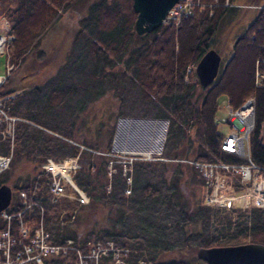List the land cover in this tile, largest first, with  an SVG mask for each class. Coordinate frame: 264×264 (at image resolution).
I'll use <instances>...</instances> for the list:
<instances>
[{
	"label": "trees",
	"instance_id": "obj_1",
	"mask_svg": "<svg viewBox=\"0 0 264 264\" xmlns=\"http://www.w3.org/2000/svg\"><path fill=\"white\" fill-rule=\"evenodd\" d=\"M76 1L6 0L0 7L1 17L8 22L4 33L9 37L6 59L11 64V73H7L0 85V95L6 97L10 109L12 97L27 88L41 95L43 84L48 88L41 106L51 109L59 104L64 94L75 92L73 96L79 108L73 113L76 119L68 122L67 129L62 125L63 128L56 129L57 135H48L29 123H17L10 163L0 172V185L8 184L12 190L10 204L5 210L12 213L23 209L20 217L29 224L41 221L51 241L62 242L70 238L74 246L83 249L94 240L110 239L117 246L125 247L126 252L128 250L125 264H206L196 257L198 248L245 242L264 245V207H252L243 213L238 211L229 215L225 210L209 207L201 201L192 203V186L186 183L192 173L197 176L198 173L180 161V158L229 156L218 148L219 132L213 117L216 98L222 94L231 106L239 104L247 95L254 97V122L248 135L249 154L254 161L264 163V88L256 87L252 82L254 60L264 51V0L244 33L233 40L229 56L219 64L212 81L204 86L197 82L193 65L212 48L210 41L218 19L234 7L231 5L233 0H188L192 9L189 15L165 20L143 34H136L133 29L135 12L131 9V0H88L83 11L74 7ZM70 13L76 18L72 23V45L88 56L90 67L100 63L105 78L113 80L111 84L120 79L121 85L122 81L129 83L138 92L140 100L154 108V117L167 120L163 146H172L162 156L179 160L133 161L128 195L122 192L125 183L119 164L114 165V171L108 176L107 156L77 145L109 151L117 114L110 110V116H107L108 110L105 114L90 107L89 100L87 103L83 93H78L76 80L83 73L77 69L71 70V74L75 71L77 76L74 82L62 83L52 76V68L48 74L43 71L44 64L50 63L46 60L49 54L43 47L46 33ZM82 27L86 34L80 33ZM36 68L40 69L41 80L31 87L22 86L20 92L21 88H18L23 84L17 81L19 73L34 74ZM95 75L98 74H91ZM27 117L39 123L41 115L29 111ZM87 127L95 131L89 129L87 132ZM98 131L106 132L104 139L96 137ZM9 151V141L1 139L0 152ZM76 153L79 167L71 179L86 194L87 201L79 204L74 195L71 198L67 193L50 201L46 191L47 174L40 168V162L45 156ZM170 164L174 166H171L168 178ZM21 166H28V171L23 172ZM152 178L157 182L154 183ZM198 180L200 183L199 176ZM20 191H24L27 202H31L26 208ZM67 191L75 193L71 187ZM168 214L173 215L171 223L163 220ZM134 215L136 221L132 222ZM211 219L221 231L203 234ZM17 221V216L11 218L13 227ZM196 222L202 230L192 228ZM4 225L5 220L0 216V228ZM170 227L180 233L173 245L166 240ZM146 232L152 233L153 250L139 244L140 234ZM169 248L177 249L179 255L159 260L158 252ZM73 259L72 249L63 255L43 257L42 264H73Z\"/></svg>",
	"mask_w": 264,
	"mask_h": 264
},
{
	"label": "built area",
	"instance_id": "obj_2",
	"mask_svg": "<svg viewBox=\"0 0 264 264\" xmlns=\"http://www.w3.org/2000/svg\"><path fill=\"white\" fill-rule=\"evenodd\" d=\"M188 0H177L167 10L165 20L178 19L191 13ZM6 26V25H5ZM9 37L0 33V53L7 48ZM8 64L6 61V73ZM4 76H0V85ZM252 82L256 87L264 88V51L254 60ZM6 97L0 95V140L10 138L13 142L15 120L18 118L9 113L10 107L6 103ZM225 117L219 119L220 124L227 126V132L222 133L217 139L218 148L229 154L228 157L212 160L188 159L187 163L197 170L201 179V200L205 205L212 207L232 208L237 211H246L249 208L264 207V163L254 161L249 154L248 135L253 127L254 97L248 95L236 106H231L225 99ZM14 124V125H13ZM79 148H85L95 153L109 156L106 167L109 175L114 171V163L121 166V173L125 175L124 182H130L129 165L132 160L147 157L142 151L125 153L98 151L77 144ZM10 160V154L0 153V172L4 170ZM47 174L46 191L50 201H56L63 196L67 186L72 187L71 175L79 167L77 153L49 159L40 164ZM79 202L87 200L80 195V189H76ZM129 192V187L123 189ZM83 194V193H82ZM22 204L26 208L31 204L25 198L26 193L20 191ZM84 195V194H83ZM23 209L17 212L1 211V217L5 225L0 228V264H42L43 257L51 255H63L73 249V264H98L103 255H108L111 262L108 264H123L118 256L120 250L126 254V248L115 245L111 240H94L87 243L85 248H77L70 238L62 242L51 241L48 232L41 221L30 225L20 217ZM18 217L13 227L11 218Z\"/></svg>",
	"mask_w": 264,
	"mask_h": 264
},
{
	"label": "rangeland",
	"instance_id": "obj_3",
	"mask_svg": "<svg viewBox=\"0 0 264 264\" xmlns=\"http://www.w3.org/2000/svg\"><path fill=\"white\" fill-rule=\"evenodd\" d=\"M263 1V0H262ZM262 1L259 2V5L262 3ZM6 0H0V7L3 6ZM88 2V0H77L74 4V7L80 10H84L85 4ZM246 0H233L232 4L234 7L231 10L226 11L224 14L220 15L218 19V25L216 28V32L214 34L213 39L210 41V46L217 50L220 54V63L221 64L230 54L231 52V46L233 43V40L236 36L244 33V29L249 21L253 18V13L255 10L259 9V5H257V8H252L255 4L254 2H247L249 5V8L246 7ZM258 4V3H257ZM236 7V8H235ZM73 13V10H69ZM252 12V13H251ZM76 18L70 13L66 14L65 18L63 20L61 19L60 23L54 26L53 28L49 29L46 33L45 39L43 41V47L44 50L51 52L52 51V57L49 54L50 63L46 62L44 64L43 71L45 74H48L50 69L52 68V76H55L56 78H59L57 81H70L74 82L77 78V76L74 74L76 69L79 71V73H83V76L80 77L78 80H76L77 90L78 93H83V99L86 97V102L89 100L90 107L96 108L95 112H105L107 111V116H110V110L114 111V115L116 117L114 118V123L117 121L120 122L122 117H128V122L131 123L129 131V137H132L134 139H137V137L142 136L145 132H149L152 134L151 138H149L150 146H152V150L146 151L141 150L145 154H147V157L144 159H136L138 161H163L167 159L168 157L162 156V154H165L164 151L168 150V148H171L172 145L168 144V148H164V136H165V130H166V124L167 120L166 118H157L152 115V112L154 111V108L150 106V104L147 101L140 100L138 96V92L129 85V83L122 81L121 85V79L119 82H116L111 84L113 80H108L105 78V75L102 74V67L101 64L98 63L96 65H92L90 67V62L88 56L84 55V52L76 47V45H72V34L74 27L72 26V23L75 21ZM4 18L1 17L0 14V32L3 33V31L6 30V27L8 26V22H6ZM68 24V26H67ZM6 25V26H5ZM70 25V26H69ZM75 25V24H74ZM78 30V28L76 27ZM80 33L86 34V31L82 28H80ZM86 38V36H85ZM135 39H137V36H135ZM80 42H83V40ZM6 51L5 48L3 53H0V76H4L6 73ZM86 51V49H85ZM8 60V59H7ZM123 62V61H122ZM8 64V73H11V64L7 61ZM71 70H75L71 74ZM97 73L98 75L91 76V74ZM14 75V74H13ZM74 75V76H73ZM17 77V75H16ZM41 77V76H40ZM40 77H35V79H31L30 83L28 85L31 87V84H35L36 80L40 81ZM66 79V80H63ZM18 81V80H17ZM14 80V82H17ZM52 83L55 81L52 79ZM25 84V83H24ZM22 86L20 85L18 89H20ZM73 85L70 83L69 87L71 88ZM47 86L45 84L42 85V94L39 95V93L34 94L30 88H27L25 90H22V88L19 90L21 93L16 94V96L11 99V109L9 110V113L13 116L18 117L15 120L14 125V133H13V139L17 137V131H18V122L22 123H29L36 128H40L42 131L47 133L48 135H57L56 129L61 127V125L67 129L68 128V122L74 121L76 118L73 117L74 111L76 112L79 108L76 107L77 105V99L73 96L75 94H64L61 99L54 100L57 103L53 108H45V106H41L42 103H45V91L47 90ZM18 91V92H19ZM17 91L15 93H18ZM14 95V94H12ZM224 97L222 94L218 95L216 98V109L214 111V119L218 122L217 128L224 134L227 132V126L224 124L219 123V119L225 117V107L223 104ZM113 107V108H112ZM29 111L34 112H40L41 117H38V121L35 122L27 117V113ZM94 113H92L93 115ZM97 115V113L95 114ZM108 120V118H106ZM124 121V120H123ZM90 122L92 120L90 119ZM18 123V124H17ZM21 124V123H20ZM109 124V122H107ZM61 127V128H63ZM90 127L85 128V130L88 132ZM119 131L121 130V122L119 123L118 127ZM126 129H123L122 132H124ZM217 130V129H216ZM95 130L90 129V132H94ZM114 131V128H113ZM106 135L105 131H98L96 133V137L100 139H104ZM9 142H11L10 138H5ZM64 140L68 141L70 139L64 138ZM99 139V140H100ZM98 140V141H99ZM170 151V150H169ZM168 151V153H169ZM109 152H123V151H111ZM125 153H132V152H125ZM106 155V154H105ZM107 160L109 158L108 155ZM61 156H45L43 160L40 162L42 163L44 160L46 161L47 158L49 159H56ZM198 159V158H196ZM216 159V158H214ZM129 165V172L127 173L130 178L129 184H126L125 186H128L130 189V186L132 184V178L133 173L131 174V165L133 161ZM200 160H212V159H200ZM180 161L188 164L185 161V158H180ZM107 162V161H106ZM117 165L118 163H114V165ZM171 166L174 165L170 164V170H167V177L169 178V175L171 174ZM192 167V166H191ZM19 168H23V172H26L28 166H21ZM193 168V167H192ZM194 169V168H193ZM107 170V167H106ZM165 170V169H163ZM112 173V172H111ZM110 173V174H111ZM166 175V174H165ZM125 177V175H123ZM154 183H156V179L153 180ZM189 183L192 186V193H191V202L194 204L199 203L201 201V185L198 180L197 174H193L190 176L189 181H187L186 184L189 185ZM70 186H67L64 191V195L67 193L69 197L72 198L74 195L77 202L80 204L78 198L79 195L76 192V189L78 187L73 183L72 189L75 191L74 194L71 193V191H67ZM82 193L80 195L85 198V193L80 190ZM123 192V191H122ZM124 193V192H123ZM130 193V192H129ZM129 193H124V195H128ZM63 195V196H64ZM62 197V196H61ZM212 207V206H209ZM217 209L225 210L229 215H234L235 213H238L237 210H234L232 208H223V207H212ZM229 211V212H228ZM244 211H242L243 213ZM103 212L102 214H104ZM106 214V213H105ZM172 214H168L163 218V220H167L168 223L172 222ZM113 219V218H112ZM132 222L136 221V216L134 215L131 218ZM210 224L208 227L205 228L206 232L216 234L218 231H221L219 227L215 225V221L211 219ZM148 227L149 230L153 228ZM169 234L167 233L168 238H166L167 243H170L173 245L176 240L180 238V233L175 228L170 227ZM192 228L200 231L198 227V223H194L192 225ZM152 233H142L140 234V238L142 239L139 244L143 247H146L150 250H153V241L151 239ZM218 235V234H217ZM110 240V239H105ZM104 241V240H102ZM112 241V240H111ZM113 242V241H112ZM114 243V242H113ZM115 244V243H114ZM116 245V244H115ZM128 252V250H127ZM127 252L126 254L120 250L119 257L123 260V264L126 263L127 259ZM179 255V251L175 248H169L165 249L161 252H158V259L159 260H168L173 255ZM111 262V259L108 255H103L99 261L98 264H108ZM141 262V261H138ZM165 264V263H161ZM167 264V263H166Z\"/></svg>",
	"mask_w": 264,
	"mask_h": 264
},
{
	"label": "water",
	"instance_id": "obj_4",
	"mask_svg": "<svg viewBox=\"0 0 264 264\" xmlns=\"http://www.w3.org/2000/svg\"><path fill=\"white\" fill-rule=\"evenodd\" d=\"M177 0H131V9L135 12L133 29L136 34L149 32L163 21L169 7ZM220 54L214 48L207 49L193 67L197 82L204 86L209 84L217 73ZM11 187L0 185V210L11 199ZM198 259L207 264H264V245L260 243H237L198 248Z\"/></svg>",
	"mask_w": 264,
	"mask_h": 264
},
{
	"label": "crops",
	"instance_id": "obj_5",
	"mask_svg": "<svg viewBox=\"0 0 264 264\" xmlns=\"http://www.w3.org/2000/svg\"><path fill=\"white\" fill-rule=\"evenodd\" d=\"M124 120V121H123ZM121 122V130L119 131V123ZM120 122L114 123V131L111 136L110 141V148L111 151H141L146 150L150 151L152 150V146H150V140L152 134L149 132L141 133L142 136L137 137V139H134L132 137H129V131L131 123L128 122V117H122ZM123 129H126L124 132H122ZM201 185V183H200Z\"/></svg>",
	"mask_w": 264,
	"mask_h": 264
},
{
	"label": "flooded vegetation",
	"instance_id": "obj_6",
	"mask_svg": "<svg viewBox=\"0 0 264 264\" xmlns=\"http://www.w3.org/2000/svg\"><path fill=\"white\" fill-rule=\"evenodd\" d=\"M247 2H254V6L252 7V8H257V5H259V2L260 1H262V0H246ZM247 2H246V7H248L249 8V5H250V3H249V5L247 4ZM258 3V4H257ZM257 11H258V9L257 10H255V12L253 13L254 15H253V17L255 16V14L257 13ZM252 13V12H251ZM247 26V25H246ZM45 52H46V49H45ZM47 54H51V55H53L52 54V51L51 52H49V51H47ZM52 57V56H51ZM50 56H49V58H46V60H50V58H51ZM41 63V62H40ZM33 71H35L34 72V74H33V72H28V71H24V72H21V73H19V75H18V77H17V80H18V82L19 83H21V84H23V85H28V83H30V80L31 79H35V77H40V69L39 68H36L35 70H33ZM40 80H41V77H40ZM32 81V80H31ZM37 81V80H36ZM25 83V84H24ZM172 165V164H171Z\"/></svg>",
	"mask_w": 264,
	"mask_h": 264
}]
</instances>
